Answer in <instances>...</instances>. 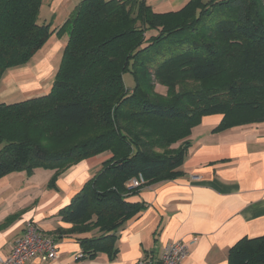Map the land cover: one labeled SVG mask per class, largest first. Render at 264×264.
I'll return each mask as SVG.
<instances>
[{
  "label": "trees",
  "instance_id": "trees-1",
  "mask_svg": "<svg viewBox=\"0 0 264 264\" xmlns=\"http://www.w3.org/2000/svg\"><path fill=\"white\" fill-rule=\"evenodd\" d=\"M40 7L0 0L1 82L54 34L39 23ZM61 30L68 40L47 92L0 102V177L40 168L53 172L52 186L109 154L58 216L70 225L64 235L96 232L76 238L82 258L112 257L117 229L144 208L127 198L176 176L203 116L222 115L216 132L264 122V0H188L164 13L145 0H82ZM137 179L144 184L132 186ZM228 264H264V234L240 239Z\"/></svg>",
  "mask_w": 264,
  "mask_h": 264
},
{
  "label": "crops",
  "instance_id": "crops-1",
  "mask_svg": "<svg viewBox=\"0 0 264 264\" xmlns=\"http://www.w3.org/2000/svg\"><path fill=\"white\" fill-rule=\"evenodd\" d=\"M82 0H41L38 21L49 24L54 34L30 65L12 69L0 87V98L20 93L23 100L42 96L50 88L58 66L53 64L65 47L68 35L61 30L70 11ZM157 13L179 9L188 0H145ZM60 62V61H59ZM2 90L5 91L2 94ZM2 102V101H0ZM222 115L203 116L188 137L190 148L174 178L144 184L128 202L144 208L116 232V255L98 253L79 257L76 238L93 235H64L68 229L58 216L72 196L100 168L109 154L83 160L61 173L53 185L45 183L47 195H10L0 215V256L8 254L24 224L31 221L55 244L57 257L25 264H136L157 260L171 242L185 244L187 254L180 264H228V251L242 238L264 234V122L233 125L213 131ZM50 172V176L53 175ZM15 216L7 225L4 221Z\"/></svg>",
  "mask_w": 264,
  "mask_h": 264
},
{
  "label": "built area",
  "instance_id": "built-area-1",
  "mask_svg": "<svg viewBox=\"0 0 264 264\" xmlns=\"http://www.w3.org/2000/svg\"><path fill=\"white\" fill-rule=\"evenodd\" d=\"M132 186L139 184L138 180H131ZM187 254L185 244L171 242L164 246L157 260L145 258L136 264H180ZM57 257L54 240L44 234L36 224L27 221L21 235L10 245L6 256H0V264H25L38 259L42 262L54 260ZM81 257V255H79Z\"/></svg>",
  "mask_w": 264,
  "mask_h": 264
},
{
  "label": "rangeland",
  "instance_id": "rangeland-1",
  "mask_svg": "<svg viewBox=\"0 0 264 264\" xmlns=\"http://www.w3.org/2000/svg\"><path fill=\"white\" fill-rule=\"evenodd\" d=\"M41 56V53H37L32 60L27 64L30 65L31 63L35 62L37 60V57ZM61 53L56 56L55 60L53 61V64L56 65V67L59 65ZM9 71H6L5 74L2 77V82L0 81V87L2 84V89L6 86L4 85V80L7 78L6 76L9 75ZM123 82L125 87H131L133 85L132 79L130 75L125 74L123 75ZM154 90L156 93L160 95H165L166 89L162 86H159L158 84H155ZM5 91L2 90V94H4ZM24 99V96L20 93H16L13 97H5L0 98V101L10 104L15 103L17 101H22ZM51 170H44L37 168L33 170L32 173H29L26 169H22L20 171L8 173L2 177H0V215H2V206L6 204L7 200L8 202L13 197H32V199L35 197V199L40 198L42 195H47L49 193L48 190L45 189V187L49 184V181L52 177L50 176ZM53 174V173H52ZM49 178V181L47 180ZM48 181V182H47ZM47 182L46 186L45 183ZM50 188V186H49ZM15 195L11 199L9 198L10 195ZM7 202V203H8Z\"/></svg>",
  "mask_w": 264,
  "mask_h": 264
}]
</instances>
